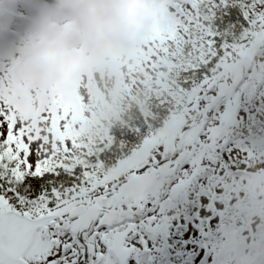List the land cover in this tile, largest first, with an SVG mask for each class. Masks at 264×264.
<instances>
[{
	"label": "trees",
	"instance_id": "16d2710c",
	"mask_svg": "<svg viewBox=\"0 0 264 264\" xmlns=\"http://www.w3.org/2000/svg\"><path fill=\"white\" fill-rule=\"evenodd\" d=\"M211 2L187 0L186 16H174L178 26L161 34L164 45L153 69L141 72L142 80L131 76L80 128H69L67 137L74 145L67 150L59 146L57 152L69 168L86 162L88 175L82 178L85 182L66 189V209L140 173L154 161L156 147L172 146L196 119L211 82L226 81L232 64L264 33L237 20L222 30L228 40L218 49L210 35L218 31L208 11ZM227 2L243 7V0ZM221 16L215 9V19ZM247 73L220 105L222 131L212 119L208 138L197 132L189 137L172 179L190 178V188L178 203L159 210V220L143 226L156 239L143 236L136 245L142 255L137 264H198L200 253L207 250L216 252L203 264H248L264 244V55L253 57ZM171 134L173 143L168 145ZM167 182L157 184L152 208H157L154 199L162 202L167 196ZM227 224L230 229L224 228Z\"/></svg>",
	"mask_w": 264,
	"mask_h": 264
},
{
	"label": "rangeland",
	"instance_id": "374dc122",
	"mask_svg": "<svg viewBox=\"0 0 264 264\" xmlns=\"http://www.w3.org/2000/svg\"><path fill=\"white\" fill-rule=\"evenodd\" d=\"M105 3L0 0V114L7 112L10 119L46 139L49 147L67 137L69 128H80L131 76L142 80L141 72L153 69L164 45L161 25L171 20L168 29L177 27L174 16L185 11L187 0H159L148 21L142 18L138 32L128 39L125 29L114 23L115 11L102 6ZM142 12L139 8V16ZM105 34L124 42L101 44ZM214 116L217 123L220 110ZM210 127L204 128L202 137L212 134ZM183 172L187 174V169ZM261 248L252 264H264V245ZM96 260L117 264L103 249Z\"/></svg>",
	"mask_w": 264,
	"mask_h": 264
},
{
	"label": "snow or ice",
	"instance_id": "6c2138e0",
	"mask_svg": "<svg viewBox=\"0 0 264 264\" xmlns=\"http://www.w3.org/2000/svg\"><path fill=\"white\" fill-rule=\"evenodd\" d=\"M190 7L198 8L194 3ZM215 9L222 12L218 20ZM208 11L218 27L217 33H210L218 49L228 40L222 30L237 20L244 28L264 29V0H243V7L212 0ZM171 23L161 25L160 33H166ZM61 144L67 150L74 141L64 137L49 147L46 139L10 119L7 112L0 114V264H89L95 253L77 231L82 213L64 207L66 189L85 182L88 165L67 167L57 152ZM99 224L106 227L103 219ZM96 235L107 244V233Z\"/></svg>",
	"mask_w": 264,
	"mask_h": 264
},
{
	"label": "water",
	"instance_id": "95a60500",
	"mask_svg": "<svg viewBox=\"0 0 264 264\" xmlns=\"http://www.w3.org/2000/svg\"><path fill=\"white\" fill-rule=\"evenodd\" d=\"M264 45V36L260 39L254 41V44L251 45L250 50H254L257 46ZM252 61L250 51L246 53L240 60L233 64L232 69L229 72V83L221 82V83H211V91L215 92V95H207L206 101L207 103L201 110V118L198 122H191L188 125V128L184 130L179 136L175 149L177 151L186 149L187 147V134L189 131H195L200 128L201 125H204L207 121V113L210 111L223 97L231 92L235 91L238 85L241 83L243 79L244 68L249 66ZM171 154V149L166 151V157L169 158ZM183 155V154H182ZM180 158H176L170 161H166L159 165L156 168H147L141 174H134L127 176L125 182L121 184L116 192L111 196V204L113 206H117L119 200L122 198L124 202L131 203L134 207V210L128 208L123 212L120 211L119 207L115 210H105L100 208L98 205L94 204L89 207L85 206H77L73 208L71 212L82 213V220L77 225L78 234L81 236L87 235L95 224V228H99V221L101 219L105 220L106 227H110L113 225L121 224L133 216L138 215L142 206L141 203L144 199V195L149 192L152 187L157 183L162 181L165 177L171 176L177 167V162ZM188 183H184L182 186L174 185L169 192V196L172 200H176L179 196L184 194V189L187 188ZM94 202L104 203L105 198L97 197L94 199ZM101 215V216H100ZM100 218L98 219V217ZM75 219V217H73ZM98 219V220H97ZM152 219H149V222ZM128 233L115 235V238L118 237L120 239V244H114V246L110 249L113 253L114 257L120 261V263H124L125 260L128 259V256L131 252L130 248L123 249L121 244L123 242V238L127 237ZM94 234H91L88 238V248L92 249V239ZM93 255L89 256V264H92Z\"/></svg>",
	"mask_w": 264,
	"mask_h": 264
},
{
	"label": "bare ground",
	"instance_id": "6f19581e",
	"mask_svg": "<svg viewBox=\"0 0 264 264\" xmlns=\"http://www.w3.org/2000/svg\"><path fill=\"white\" fill-rule=\"evenodd\" d=\"M102 6L109 10L110 13L115 11L114 23L124 28V37L128 39L135 35L139 28L141 20L148 21V15L159 6V0H102ZM139 8L143 9L139 16ZM150 12V14H149ZM80 18H84L81 14ZM143 18V19H142Z\"/></svg>",
	"mask_w": 264,
	"mask_h": 264
},
{
	"label": "flooded vegetation",
	"instance_id": "af4514ba",
	"mask_svg": "<svg viewBox=\"0 0 264 264\" xmlns=\"http://www.w3.org/2000/svg\"><path fill=\"white\" fill-rule=\"evenodd\" d=\"M212 114V113H211ZM210 114V115H211ZM104 196V195H103ZM106 198H108L109 196H111L110 194L109 195H105ZM108 196V197H107ZM147 197V196H146ZM93 203V200L90 201L89 198H87V200L85 202H83L81 205H86V206H89ZM147 203H148V200H147ZM145 203V201H143L142 203V207H143V210H145V205L147 204ZM106 203H103L102 205L98 204L99 206L101 207H105V208H108V209H111L112 207L109 206V204L107 206H105ZM119 206H120V210L123 211L127 208H131V209H134L133 206L131 204H127V203H124V201L121 199L119 201ZM144 213L142 211L141 215L139 216H134L132 219H129L127 222L121 224V225H118L116 226V228H112V229H107V228H102V229H97L95 230L94 228L91 230L90 233L92 232H95L94 236H93V241H92V246L93 248H95V253L93 254V259H94V264H96L97 260H96V253L98 254V252L100 251V249H103V252L107 255H111L110 251H109V248H111L113 246V244L115 243L116 239H115V235L117 234H122L124 231H128L130 234L133 233L132 232V229L135 225V223L137 222V220L140 218H145L144 217ZM105 232L107 233V236H106V243L105 244L103 242L102 239H100V237L98 235H96L97 232ZM84 239V242L87 243V239H88V236H84L82 237ZM132 238H133V235L130 236V238L128 240H126L125 242V245L128 247H131V241H132ZM106 251V252H105ZM100 256V255H99ZM112 256V255H111ZM104 257V256H103Z\"/></svg>",
	"mask_w": 264,
	"mask_h": 264
},
{
	"label": "clouds",
	"instance_id": "9594fccd",
	"mask_svg": "<svg viewBox=\"0 0 264 264\" xmlns=\"http://www.w3.org/2000/svg\"><path fill=\"white\" fill-rule=\"evenodd\" d=\"M101 44L113 43V44H120L124 41L122 38L113 35V34H105L103 37L100 38Z\"/></svg>",
	"mask_w": 264,
	"mask_h": 264
}]
</instances>
